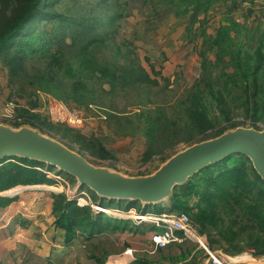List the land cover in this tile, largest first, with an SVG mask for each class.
Instances as JSON below:
<instances>
[{
  "label": "rangeland",
  "instance_id": "obj_1",
  "mask_svg": "<svg viewBox=\"0 0 264 264\" xmlns=\"http://www.w3.org/2000/svg\"><path fill=\"white\" fill-rule=\"evenodd\" d=\"M51 2L50 12H57L63 20L48 18L40 25L32 23L29 26L33 29L31 34L19 36L17 39L21 42H16L12 49L23 50L30 72L13 74L5 55L0 56V123L40 128L83 153L92 163L129 175L153 173L173 154L191 145V142L183 141L173 149L151 154L145 134L146 118L151 112L162 111L169 117H178L181 112L178 103L186 98L196 81L211 78L221 83L222 70L237 42L245 48L263 46L264 51V0H207L198 15L193 14V9L182 14L183 0ZM65 18L68 21L65 22ZM85 22L94 27L93 30L84 28ZM60 33L64 35V41L55 43ZM91 35H104L109 40L106 46L97 49L101 59H118L122 65L136 62L157 83L114 88L103 77H94L89 80L91 92L75 93L56 81L52 84L34 79L35 71L47 65L60 44H71ZM223 47L228 51L224 52ZM54 99L64 101L78 113L84 119L83 126L72 128L54 121L50 111ZM216 124L217 128L253 126L264 129V121L253 124L250 119H245L242 107L228 117L219 116ZM214 135L215 131L209 133L211 138ZM183 136L184 131L181 132ZM84 143L87 147L81 149ZM101 155L104 157L100 158ZM38 168L52 182L18 185L8 193L7 190L0 192V195L18 197L0 216L2 264H112L113 259H126L124 264H134L137 258H146L154 264H214L209 261L207 251L194 240L157 248L151 241L153 230L149 227L153 224L138 223L133 217L128 220L131 226L139 225L136 231L119 227L87 237L78 230L70 241H66L65 232L56 224L57 214L53 210L57 195L64 194L77 204L85 196L94 203L106 204L107 199L100 198L88 186L80 185L74 176L56 167L41 164ZM164 202L166 206L170 205L169 200ZM126 204V201L121 206L114 202L110 207L143 212L138 206L128 208ZM167 209L156 204L148 211L160 213ZM92 211L95 213L94 208ZM233 217L227 216V222ZM243 220L248 224L245 217ZM204 235L214 250L228 253L224 250L229 246L226 241L212 244L211 238H220L217 233ZM245 243L244 239L241 244ZM182 255V260H178Z\"/></svg>",
  "mask_w": 264,
  "mask_h": 264
},
{
  "label": "trees",
  "instance_id": "obj_2",
  "mask_svg": "<svg viewBox=\"0 0 264 264\" xmlns=\"http://www.w3.org/2000/svg\"><path fill=\"white\" fill-rule=\"evenodd\" d=\"M205 1L207 0H183L185 7L181 9V13H188L193 9V14L198 15ZM51 3V0H0V56L5 55L13 74L30 72L23 50L12 51L16 42H21L17 38L31 34L33 29L29 26L32 23L40 25L48 18L53 21L63 20L57 12H50L53 6ZM66 21L68 20L65 18ZM89 25L86 22L83 24L88 31L93 30L94 27ZM221 34L222 32L219 37ZM63 37L60 33L55 43L64 41ZM108 41L104 35H91L76 39L71 44H60V48L48 59L47 65L42 69L38 68L33 77L39 82L49 81L53 84L56 81L58 85L69 87L75 93L91 92L89 80L94 77H103L104 81L110 82L114 88L137 83H157L136 62L122 65L118 59H101L97 49L106 46ZM235 46L222 70L221 83L211 78L206 81L200 78L196 81L190 87L186 98L178 103L181 111L178 117H169L162 111L151 112L147 116L145 134L151 154L173 149L183 141L191 142L192 145L209 139V133L213 131L214 137L221 135L231 129V126L217 128L218 117H228L237 108L242 107L245 119H250L253 124L264 121L263 46L255 49L245 48L240 41ZM222 50L226 52L227 47ZM36 120L37 118L33 121ZM182 131L185 132V137H181ZM86 147V143L80 146L81 149ZM102 157L104 155L100 158ZM41 164L46 163L17 156L0 162V192L7 190L8 193L13 191L9 189L18 185L52 182L47 174L38 168ZM57 196L53 210L57 214L56 224L65 232L66 241H70L78 230L87 237H92L101 230L119 227L134 231L139 229V225L131 226L128 219L119 220L109 215L104 219L105 213H94L90 206H81L64 194ZM17 199V195H0V216L7 212ZM125 201L128 208L138 206L144 213L155 205L142 206L141 202L130 200H106L103 205L109 207L116 202L121 206ZM169 201V206H166L165 202L159 204L168 207L172 212H187L202 234L209 236L213 231L217 233L220 238H211V242L214 244L226 241L229 244L224 249L226 252L238 254L251 249L257 255L264 254V180L248 156L234 153L202 168L185 184L177 186ZM225 215L234 217L227 222ZM244 217L248 224L244 222ZM112 218L117 221L112 222ZM2 226L5 228L4 222ZM149 229L156 231L159 228L153 224ZM244 239L246 243L241 244ZM209 245L214 250L211 244ZM182 258L183 255L178 260ZM134 264L154 263L146 258H137Z\"/></svg>",
  "mask_w": 264,
  "mask_h": 264
},
{
  "label": "water",
  "instance_id": "obj_3",
  "mask_svg": "<svg viewBox=\"0 0 264 264\" xmlns=\"http://www.w3.org/2000/svg\"><path fill=\"white\" fill-rule=\"evenodd\" d=\"M234 153L248 156L264 180V129L253 126L231 128L196 142L173 154L155 172L134 176L92 163L83 153L40 128L0 123V162L13 156L44 162L74 176L102 199L139 201L143 205L169 200L177 186ZM229 261L264 264V254L246 250L229 254Z\"/></svg>",
  "mask_w": 264,
  "mask_h": 264
},
{
  "label": "built area",
  "instance_id": "obj_4",
  "mask_svg": "<svg viewBox=\"0 0 264 264\" xmlns=\"http://www.w3.org/2000/svg\"><path fill=\"white\" fill-rule=\"evenodd\" d=\"M50 111L54 121L66 123L72 128H81L84 124V119L78 113L71 110L64 101L54 99ZM77 194H74V197ZM82 194L84 195L85 193L82 192ZM85 197L87 198V196ZM85 197L79 199V205L91 206L92 209L94 208L95 213H105L120 219L133 217L138 220V223L150 222L156 225L159 229L152 232L151 241L157 248H164L172 243H181L188 239L194 240L207 251L210 262L214 264H234L229 261L228 253L225 254L221 251L213 250L210 247L207 236L198 230L197 224L185 211L172 212L168 209L160 211V213L146 211L145 215L148 218L142 219L139 218L142 216L136 210L130 209L123 211L117 208H111L110 206H104L100 201L94 203L90 197H88V200Z\"/></svg>",
  "mask_w": 264,
  "mask_h": 264
},
{
  "label": "bare ground",
  "instance_id": "obj_5",
  "mask_svg": "<svg viewBox=\"0 0 264 264\" xmlns=\"http://www.w3.org/2000/svg\"><path fill=\"white\" fill-rule=\"evenodd\" d=\"M139 215L142 216V217H139V218H142V219H147V218H148V217L145 215V213H140ZM123 260H125V259H113V260L111 261V263H112V264H120Z\"/></svg>",
  "mask_w": 264,
  "mask_h": 264
},
{
  "label": "crops",
  "instance_id": "obj_6",
  "mask_svg": "<svg viewBox=\"0 0 264 264\" xmlns=\"http://www.w3.org/2000/svg\"><path fill=\"white\" fill-rule=\"evenodd\" d=\"M126 260V259H125ZM125 260H123L122 262H124Z\"/></svg>",
  "mask_w": 264,
  "mask_h": 264
}]
</instances>
